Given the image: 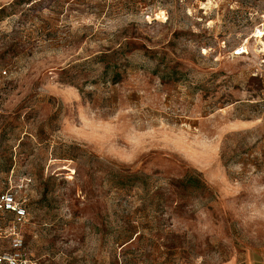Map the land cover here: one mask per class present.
I'll list each match as a JSON object with an SVG mask.
<instances>
[{"label": "rangeland", "instance_id": "1", "mask_svg": "<svg viewBox=\"0 0 264 264\" xmlns=\"http://www.w3.org/2000/svg\"><path fill=\"white\" fill-rule=\"evenodd\" d=\"M8 188L37 264H264V0H0Z\"/></svg>", "mask_w": 264, "mask_h": 264}, {"label": "built area", "instance_id": "2", "mask_svg": "<svg viewBox=\"0 0 264 264\" xmlns=\"http://www.w3.org/2000/svg\"><path fill=\"white\" fill-rule=\"evenodd\" d=\"M7 213H13V219L5 223ZM27 217V209L24 201L17 197L13 189L0 191V242H8L9 249L0 245V264H37L27 257L24 251V239L19 226Z\"/></svg>", "mask_w": 264, "mask_h": 264}, {"label": "trees", "instance_id": "3", "mask_svg": "<svg viewBox=\"0 0 264 264\" xmlns=\"http://www.w3.org/2000/svg\"><path fill=\"white\" fill-rule=\"evenodd\" d=\"M23 0H18V2L20 3V2H22ZM3 12V11H2ZM193 178L191 177V176H187L182 182H186V183H188V182H198L199 180H192Z\"/></svg>", "mask_w": 264, "mask_h": 264}]
</instances>
